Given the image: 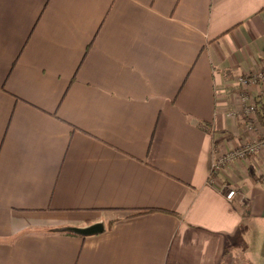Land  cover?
Here are the masks:
<instances>
[{
  "label": "crops",
  "instance_id": "obj_1",
  "mask_svg": "<svg viewBox=\"0 0 264 264\" xmlns=\"http://www.w3.org/2000/svg\"><path fill=\"white\" fill-rule=\"evenodd\" d=\"M263 65L264 0H0V264H264Z\"/></svg>",
  "mask_w": 264,
  "mask_h": 264
},
{
  "label": "built area",
  "instance_id": "obj_2",
  "mask_svg": "<svg viewBox=\"0 0 264 264\" xmlns=\"http://www.w3.org/2000/svg\"><path fill=\"white\" fill-rule=\"evenodd\" d=\"M239 84L243 86H248L251 84H259L260 85V93L264 94V65L262 68L256 72L248 73L244 76H241L238 79ZM244 101V110L243 116L248 118L249 122L247 123L248 129H254L259 126V122L255 120V112H256V103L255 102H246ZM264 150V132L261 133L256 139L241 144L226 153L218 155L214 158L212 163V171L217 172L221 170V168L228 162L233 159H245L248 158L257 152ZM236 194V190L234 188H229L226 193V198L231 200Z\"/></svg>",
  "mask_w": 264,
  "mask_h": 264
},
{
  "label": "water",
  "instance_id": "obj_3",
  "mask_svg": "<svg viewBox=\"0 0 264 264\" xmlns=\"http://www.w3.org/2000/svg\"><path fill=\"white\" fill-rule=\"evenodd\" d=\"M68 229L81 235H91L102 232L104 230V224L101 222H96L84 227L71 226L68 227Z\"/></svg>",
  "mask_w": 264,
  "mask_h": 264
},
{
  "label": "trees",
  "instance_id": "obj_4",
  "mask_svg": "<svg viewBox=\"0 0 264 264\" xmlns=\"http://www.w3.org/2000/svg\"><path fill=\"white\" fill-rule=\"evenodd\" d=\"M255 103V116L262 124H264V100L262 98H258L257 100H255ZM200 125L206 128V126H204L202 123H200Z\"/></svg>",
  "mask_w": 264,
  "mask_h": 264
},
{
  "label": "rangeland",
  "instance_id": "obj_5",
  "mask_svg": "<svg viewBox=\"0 0 264 264\" xmlns=\"http://www.w3.org/2000/svg\"><path fill=\"white\" fill-rule=\"evenodd\" d=\"M247 241L242 242L241 249H240L242 252H243V250L245 251V249L249 246V243ZM245 255H246V253H245Z\"/></svg>",
  "mask_w": 264,
  "mask_h": 264
}]
</instances>
